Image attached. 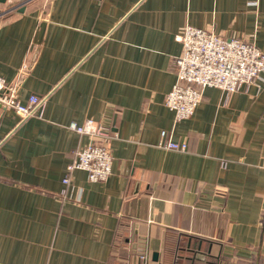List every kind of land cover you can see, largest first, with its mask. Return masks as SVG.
I'll return each instance as SVG.
<instances>
[{
    "label": "crops",
    "instance_id": "0c3cea01",
    "mask_svg": "<svg viewBox=\"0 0 264 264\" xmlns=\"http://www.w3.org/2000/svg\"><path fill=\"white\" fill-rule=\"evenodd\" d=\"M186 23L264 53V0L0 1V76L44 98L41 117L0 104V264H264V72L174 121ZM87 119L111 173L64 184Z\"/></svg>",
    "mask_w": 264,
    "mask_h": 264
},
{
    "label": "built area",
    "instance_id": "2783aa9c",
    "mask_svg": "<svg viewBox=\"0 0 264 264\" xmlns=\"http://www.w3.org/2000/svg\"><path fill=\"white\" fill-rule=\"evenodd\" d=\"M177 39L182 43L183 51L175 59L176 82L164 97V104L174 111V121L193 114L204 87L214 86L232 92L255 83L264 72V53L254 42L238 37L223 38L189 23L181 28ZM25 69H19L18 79ZM17 89V81L7 82L0 76V104L12 109L20 119L41 117L44 98L30 95L27 103H22ZM68 127L87 134L91 140L72 151V160L66 167L68 174L62 182L68 183L69 172L73 169L86 171L90 181L105 180L111 173L112 155L101 138L110 136L109 126L87 119L83 124L71 121ZM160 135L164 139L162 145L168 149L183 151L187 148L186 142L166 138L165 130H160Z\"/></svg>",
    "mask_w": 264,
    "mask_h": 264
},
{
    "label": "water",
    "instance_id": "95a60500",
    "mask_svg": "<svg viewBox=\"0 0 264 264\" xmlns=\"http://www.w3.org/2000/svg\"><path fill=\"white\" fill-rule=\"evenodd\" d=\"M0 1H5V0H0Z\"/></svg>",
    "mask_w": 264,
    "mask_h": 264
}]
</instances>
